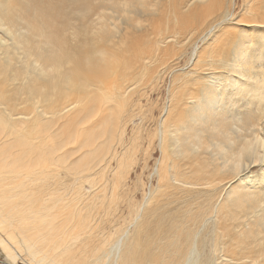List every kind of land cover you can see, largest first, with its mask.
<instances>
[{"label": "bare ground", "instance_id": "1", "mask_svg": "<svg viewBox=\"0 0 264 264\" xmlns=\"http://www.w3.org/2000/svg\"><path fill=\"white\" fill-rule=\"evenodd\" d=\"M0 249L264 264V0H0Z\"/></svg>", "mask_w": 264, "mask_h": 264}, {"label": "rangeland", "instance_id": "2", "mask_svg": "<svg viewBox=\"0 0 264 264\" xmlns=\"http://www.w3.org/2000/svg\"><path fill=\"white\" fill-rule=\"evenodd\" d=\"M0 264H26V263L22 262L20 258H17L16 262H12L11 260L8 261L5 254L2 253L0 249Z\"/></svg>", "mask_w": 264, "mask_h": 264}]
</instances>
